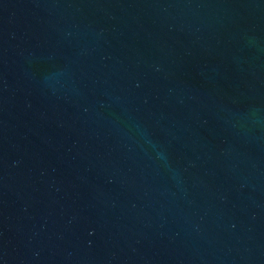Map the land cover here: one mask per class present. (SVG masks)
Wrapping results in <instances>:
<instances>
[{
	"label": "water",
	"instance_id": "obj_1",
	"mask_svg": "<svg viewBox=\"0 0 264 264\" xmlns=\"http://www.w3.org/2000/svg\"><path fill=\"white\" fill-rule=\"evenodd\" d=\"M0 264H264V0H0Z\"/></svg>",
	"mask_w": 264,
	"mask_h": 264
}]
</instances>
